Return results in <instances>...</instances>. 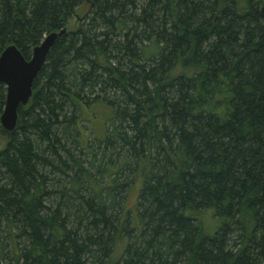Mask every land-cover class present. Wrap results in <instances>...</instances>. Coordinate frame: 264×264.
I'll list each match as a JSON object with an SVG mask.
<instances>
[{
    "label": "trees",
    "instance_id": "16d2710c",
    "mask_svg": "<svg viewBox=\"0 0 264 264\" xmlns=\"http://www.w3.org/2000/svg\"><path fill=\"white\" fill-rule=\"evenodd\" d=\"M262 2L0 0V54L66 31L0 149V264H264Z\"/></svg>",
    "mask_w": 264,
    "mask_h": 264
},
{
    "label": "water",
    "instance_id": "95a60500",
    "mask_svg": "<svg viewBox=\"0 0 264 264\" xmlns=\"http://www.w3.org/2000/svg\"><path fill=\"white\" fill-rule=\"evenodd\" d=\"M260 15L264 18V0ZM65 32L63 29L45 35L41 43L33 49L29 60H26L14 45L6 47L0 54V83L6 89L0 128L5 132L11 133L15 130L19 106L28 104L34 79L41 71L50 49Z\"/></svg>",
    "mask_w": 264,
    "mask_h": 264
},
{
    "label": "rangeland",
    "instance_id": "374dc122",
    "mask_svg": "<svg viewBox=\"0 0 264 264\" xmlns=\"http://www.w3.org/2000/svg\"><path fill=\"white\" fill-rule=\"evenodd\" d=\"M72 22L73 21H71V25ZM83 111H87L81 114V118L83 119L79 124L83 139L85 140L88 138V141H91L94 136L103 137L105 126H107L111 117V110L103 104H95L90 108L84 107ZM8 135L7 132L0 128V149L5 145ZM137 190L138 189L134 188L129 192L126 202V209L132 212L134 211V206L138 197ZM198 219L201 221L202 227L207 233H213L218 227V222L210 211L203 212ZM123 248L124 246L122 243L116 246L114 253L115 258L121 254Z\"/></svg>",
    "mask_w": 264,
    "mask_h": 264
}]
</instances>
